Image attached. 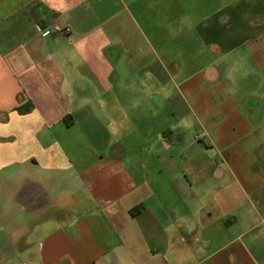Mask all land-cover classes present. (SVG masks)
Masks as SVG:
<instances>
[{"label":"crops","instance_id":"1","mask_svg":"<svg viewBox=\"0 0 264 264\" xmlns=\"http://www.w3.org/2000/svg\"><path fill=\"white\" fill-rule=\"evenodd\" d=\"M0 264H264V0H0Z\"/></svg>","mask_w":264,"mask_h":264},{"label":"rangeland","instance_id":"2","mask_svg":"<svg viewBox=\"0 0 264 264\" xmlns=\"http://www.w3.org/2000/svg\"><path fill=\"white\" fill-rule=\"evenodd\" d=\"M191 32H193V30H191ZM190 43H189V50H188V52H189V55H187V57H189V58H192L193 57V54L196 52V50H197V45H196V43L194 42V41H192V39H191V41H189ZM173 44V46H175V45H177V44H179L178 43V41L177 40H172L171 42H170V44ZM187 57H180L179 59H180V61L181 60H187ZM189 67H195V65H193V62H190V66ZM42 198V197H41ZM41 201H43V200H41Z\"/></svg>","mask_w":264,"mask_h":264},{"label":"trees","instance_id":"3","mask_svg":"<svg viewBox=\"0 0 264 264\" xmlns=\"http://www.w3.org/2000/svg\"><path fill=\"white\" fill-rule=\"evenodd\" d=\"M171 131H167V130H164L163 132H162V136L166 139V140H168V141H175V139H172V136H171ZM132 212H134V210H132Z\"/></svg>","mask_w":264,"mask_h":264},{"label":"built area","instance_id":"4","mask_svg":"<svg viewBox=\"0 0 264 264\" xmlns=\"http://www.w3.org/2000/svg\"><path fill=\"white\" fill-rule=\"evenodd\" d=\"M54 29L56 30V31H59V32H64V31H66L67 29L65 28V29H61L60 27H58L57 25H55L54 26ZM50 32V30L49 29H45L44 31H43V33L44 34H48Z\"/></svg>","mask_w":264,"mask_h":264}]
</instances>
